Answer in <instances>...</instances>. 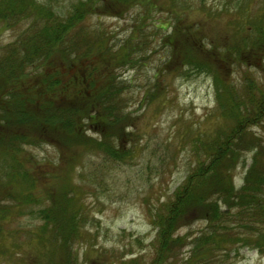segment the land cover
Here are the masks:
<instances>
[{
    "label": "trees",
    "instance_id": "16d2710c",
    "mask_svg": "<svg viewBox=\"0 0 264 264\" xmlns=\"http://www.w3.org/2000/svg\"><path fill=\"white\" fill-rule=\"evenodd\" d=\"M190 1L78 0L69 16L61 17L42 0H0V33L18 34L0 50V239L5 238L2 221L8 220L9 209L37 213L40 221L28 239L35 250L27 258L31 264H78L73 247L82 221L73 210L68 186L49 182L57 179L51 171L56 165L46 162L41 168L26 148L50 145L64 164L74 160L79 147H95L115 162L131 156L123 147L133 134L128 131L132 126L126 85L119 75L135 60L130 41L116 49L100 29L83 25L94 16L121 18L137 6L175 20L168 38L172 58L198 74H213L216 85L223 84L217 94L228 101V113L239 121L202 144L198 166L167 214L157 217L161 239L153 264L180 263L179 246H186L187 237L178 235L192 214L208 223L210 233L189 245H213L225 254V262L238 246L264 252V142L250 131L264 120V87L249 80L241 94L245 98L232 102L226 99L231 88L222 83L219 67L258 68L264 62V15L254 19L243 8L236 15L227 14L226 33L213 39L207 24L219 17L204 14L205 19L193 21L196 9ZM238 2L231 0L229 5ZM213 63L216 70L211 69ZM225 112L222 115L233 120ZM247 152H255L253 164L237 189L233 176ZM184 263L218 264L215 256L193 251Z\"/></svg>",
    "mask_w": 264,
    "mask_h": 264
},
{
    "label": "rangeland",
    "instance_id": "374dc122",
    "mask_svg": "<svg viewBox=\"0 0 264 264\" xmlns=\"http://www.w3.org/2000/svg\"><path fill=\"white\" fill-rule=\"evenodd\" d=\"M42 1L61 17H68L78 2ZM229 2L191 0L196 9L192 19L199 22L204 14L219 17L207 24L208 34L217 39L226 33L227 14L236 15L243 8L254 19L264 15V0H239L230 5ZM174 23L164 14H149L143 6H137L121 18L94 16L83 25L85 29H100L116 49L130 41L134 63L119 71L126 85V111L132 126L128 129L133 134L132 141L123 146L131 151L130 157L115 162L95 147H79L72 156L74 160L64 164L57 149L50 145L26 148L41 168L46 162L56 165L51 171L57 179L55 183L50 179V184L68 186L66 190L73 197V210H77L82 221L73 247L78 264H153L161 239L157 217L167 214L176 193L198 166L202 144L239 123L235 115L228 113V101L220 98L223 84L216 85L213 74H198L172 58L168 38ZM17 35L1 32L0 50L14 42ZM219 67L222 83L231 88L232 94L226 99L232 102L238 101V96L245 98L241 94L249 80L264 87V62L258 68L244 64L229 69L223 64ZM216 68L213 63L211 69ZM225 109L234 121L222 115ZM250 131L264 142V120ZM254 154L245 153L234 173L237 189L244 185ZM262 164L264 169V159ZM1 172L6 175L8 170ZM9 210L12 213L8 220L2 221L5 238L0 239V264H31L27 258L35 250L28 239L40 220L33 211L32 216L28 210L23 214L18 209ZM197 216H189L187 226L178 235L187 237L186 246H179L183 248L179 264H185L191 251L215 256L218 264H264V252L257 248L235 247L229 251L230 260L225 262V254L217 253L213 245L206 249L202 244L189 245L193 239L210 233L208 223Z\"/></svg>",
    "mask_w": 264,
    "mask_h": 264
}]
</instances>
